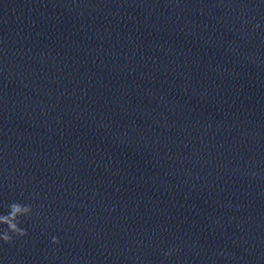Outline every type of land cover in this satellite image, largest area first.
<instances>
[{
  "label": "water",
  "instance_id": "95a60500",
  "mask_svg": "<svg viewBox=\"0 0 264 264\" xmlns=\"http://www.w3.org/2000/svg\"><path fill=\"white\" fill-rule=\"evenodd\" d=\"M13 202L0 264H264V0H0Z\"/></svg>",
  "mask_w": 264,
  "mask_h": 264
},
{
  "label": "clouds",
  "instance_id": "9594fccd",
  "mask_svg": "<svg viewBox=\"0 0 264 264\" xmlns=\"http://www.w3.org/2000/svg\"><path fill=\"white\" fill-rule=\"evenodd\" d=\"M257 28L260 27L259 24L256 25ZM7 214H0V225H5L6 227L0 230V240L7 244L14 243L15 237H25L28 235L26 229L20 227L22 216H31L33 214L32 205H24L19 202H13L7 205ZM52 242L54 244H59V237H52ZM174 249H169L163 253L165 257L170 258L173 254Z\"/></svg>",
  "mask_w": 264,
  "mask_h": 264
}]
</instances>
